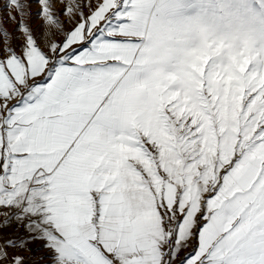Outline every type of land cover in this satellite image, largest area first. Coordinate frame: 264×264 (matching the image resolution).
<instances>
[{"label":"snow or ice","instance_id":"obj_1","mask_svg":"<svg viewBox=\"0 0 264 264\" xmlns=\"http://www.w3.org/2000/svg\"><path fill=\"white\" fill-rule=\"evenodd\" d=\"M2 10L0 264H264V0Z\"/></svg>","mask_w":264,"mask_h":264},{"label":"rangeland","instance_id":"obj_2","mask_svg":"<svg viewBox=\"0 0 264 264\" xmlns=\"http://www.w3.org/2000/svg\"><path fill=\"white\" fill-rule=\"evenodd\" d=\"M4 3V0H0V14L3 13V10H2V5ZM61 5L59 3H57V8H60ZM38 9H39V6L35 3H33L32 5V13H33V16L31 17V24L34 28H36L38 30L37 34H39V29H40V26L42 25V20L36 16L35 14L38 12ZM8 29L11 31L14 29V25L9 23L7 25Z\"/></svg>","mask_w":264,"mask_h":264}]
</instances>
